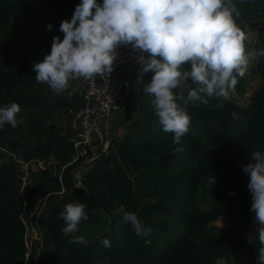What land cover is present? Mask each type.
<instances>
[{
    "label": "trees",
    "instance_id": "obj_1",
    "mask_svg": "<svg viewBox=\"0 0 264 264\" xmlns=\"http://www.w3.org/2000/svg\"><path fill=\"white\" fill-rule=\"evenodd\" d=\"M79 2L0 0V104L16 101L21 106L17 126L0 129V264H256L261 245L242 165L252 162L251 152L264 151V56L249 59L245 75L228 96L187 106L191 124L180 144L173 143V133L163 131L152 97L144 91L151 73L141 83L140 62L116 67L115 77L137 90L138 107L119 120L111 131L110 151L73 186L74 164L58 179L73 144L68 120L64 135L55 111L72 109L69 119L82 98L78 92L56 98L46 83L35 79L32 65L50 51L54 36L63 38L59 25ZM234 3L246 51L264 48V0ZM251 80L258 81L254 88ZM191 87L190 81L182 86L185 95ZM54 102L59 109L52 107ZM35 160L45 166L28 169L29 186L21 187L20 165ZM201 186L209 198L206 206L196 199ZM41 198L40 253L37 241L30 248L26 244L23 220ZM76 200L87 203L88 218H95L97 226L65 235L60 213ZM121 205L151 228L147 236L135 234L119 211ZM221 217L227 226L214 225ZM105 237L110 247L102 244Z\"/></svg>",
    "mask_w": 264,
    "mask_h": 264
},
{
    "label": "clouds",
    "instance_id": "obj_2",
    "mask_svg": "<svg viewBox=\"0 0 264 264\" xmlns=\"http://www.w3.org/2000/svg\"><path fill=\"white\" fill-rule=\"evenodd\" d=\"M239 16L234 0H80L59 25L63 38L53 37L50 51L33 63L32 71L38 82L61 93L73 79L111 73L118 46L131 45L142 60L137 79L143 83L151 73L144 91L152 97L163 131L173 133V143L180 144L191 124L187 106L228 96L245 75L249 59L264 56V48L246 51ZM52 27L49 22L47 28ZM189 81L194 87L185 95L182 86ZM20 111L16 101L0 104V129L6 124L16 127ZM251 157L242 171L249 177L250 210L258 224L256 264H264V151H253ZM119 211L136 235L151 231L136 212L123 205ZM60 217L63 234L76 232L88 219L87 203H67ZM101 242L111 246L107 237Z\"/></svg>",
    "mask_w": 264,
    "mask_h": 264
},
{
    "label": "built area",
    "instance_id": "obj_3",
    "mask_svg": "<svg viewBox=\"0 0 264 264\" xmlns=\"http://www.w3.org/2000/svg\"><path fill=\"white\" fill-rule=\"evenodd\" d=\"M118 55L114 60V68L111 73L99 74L90 79L80 77L79 96L82 98L81 106L73 113V116L68 119L71 129V141L73 146V153L67 165L63 166L58 172V179L61 181L63 170L66 166L74 164L75 167L70 171L71 178L75 181L76 176L79 175V169L83 164L88 166L100 156L106 154L111 137V127L114 116L122 110L126 104V97L129 91V84L127 81L117 78L114 75V69L119 65L129 62L137 61L142 63L140 52L133 50L131 45H120L117 49ZM147 55V53H144ZM85 164V165H86ZM29 163H22V169H26ZM84 168V167H83ZM23 173L24 171L21 170ZM25 178V177H24ZM76 185V184H75ZM63 191V190H62ZM45 199L41 198L36 204L38 210L43 209ZM35 204V206H36ZM33 209L28 219H24L25 230L27 234L26 220L29 226V234H25V241L27 244V237H29L30 248L34 241L38 242V250L43 246L42 229L44 221L39 217V211L36 214V209ZM42 214V211H41ZM36 230L37 236L32 237L30 234ZM41 233V235H39Z\"/></svg>",
    "mask_w": 264,
    "mask_h": 264
},
{
    "label": "rangeland",
    "instance_id": "obj_4",
    "mask_svg": "<svg viewBox=\"0 0 264 264\" xmlns=\"http://www.w3.org/2000/svg\"><path fill=\"white\" fill-rule=\"evenodd\" d=\"M258 81L257 80H251L249 82V84L252 86V88H254L256 85H257ZM80 89V78H76V79H73L70 81V86L68 89L64 90L63 92L61 93H56L54 91H52L51 94H54V96L56 98H64L65 96H69L72 97L73 94L75 92H78ZM48 90V89H46ZM130 91L132 92L131 93V96L130 98H128V100L126 101V104L125 106L122 108L121 111H119V113H117L115 116H114V125L111 127V131H114L115 130V127H117V125L119 123H121L119 120L122 119V118H125V119H128L130 117V114L133 113V111L135 109H137V101H136V89L133 87L130 89ZM135 93V94H134ZM53 96V95H52ZM76 102V101H75ZM75 102L73 104H75ZM52 107H55L56 109H59L60 107L57 105L56 102H54L52 104ZM73 110L72 109H69L67 110V112L63 109V108H60L59 110H56L55 111V117L58 118V120L56 121L57 122V125L58 127H62L63 130H62V134L66 135L68 134V130H67V120H68V117H69V114L70 112H72ZM118 115V116H117ZM115 118L116 119V122H115ZM51 121L50 120H47V123H50ZM119 130V129H117ZM121 130V129H120ZM110 131V132H111ZM116 132V131H115ZM112 136V135H111ZM86 164V163H85ZM83 164V167H81L79 169V175L76 176V179L78 180L76 183L75 181L72 179V184L73 186L76 184L78 185L79 184V181L82 177V174L85 173L87 170H88V165L89 163H87L86 165ZM45 166L44 164V161L43 160H35L33 161L32 163H29V165L27 167H25L26 169H22V167L20 166V170H23L24 171V175L20 177L21 179V187H26V186H29V183H28V180L27 178L29 177L27 172H28V169H30L31 171H36L40 168H43ZM28 176V177H27ZM25 177V178H24ZM203 186V185H202ZM202 186L198 189V192H197V195H196V199L197 201L199 202V204L201 206H206L208 205L209 203V198L208 196L205 194V192L203 191L202 189ZM37 208V204L35 206ZM34 207V209H35ZM39 211V217L41 215V211H42V208H40V210H38V208L36 209V214L38 213ZM31 214V213H30ZM32 215V214H31ZM28 219V218H26ZM26 222V226L28 227L27 228V234H29V226H28V223H27V220L25 221ZM214 225L217 226V227H221V226H227L228 223L226 221V218L225 217H221L219 220H217L216 222H214ZM97 226V222H96V219L95 218H88L87 220H82L81 223L78 225L79 228H84L87 230V232H91L93 231L94 229H96L95 227ZM80 231H83L81 229H79ZM30 231H32L30 229ZM26 234V235H27ZM30 234L32 235V237L34 236H37L38 232L36 230L30 232ZM39 235H41V233H39ZM26 237V236H25ZM29 237H27V245H29ZM30 246V245H29ZM44 247V244L42 247L39 248V251L41 253L42 251V248ZM40 255V254H39Z\"/></svg>",
    "mask_w": 264,
    "mask_h": 264
},
{
    "label": "water",
    "instance_id": "obj_5",
    "mask_svg": "<svg viewBox=\"0 0 264 264\" xmlns=\"http://www.w3.org/2000/svg\"><path fill=\"white\" fill-rule=\"evenodd\" d=\"M129 88L131 89L130 85H129ZM130 89H129L128 93L130 92ZM112 142H113V136H111L110 139H109V145H108V148L106 150V154L110 151ZM106 154H104V155H106Z\"/></svg>",
    "mask_w": 264,
    "mask_h": 264
},
{
    "label": "crops",
    "instance_id": "obj_6",
    "mask_svg": "<svg viewBox=\"0 0 264 264\" xmlns=\"http://www.w3.org/2000/svg\"><path fill=\"white\" fill-rule=\"evenodd\" d=\"M113 122H114V119H113ZM113 124V123H112ZM112 134V133H111Z\"/></svg>",
    "mask_w": 264,
    "mask_h": 264
}]
</instances>
